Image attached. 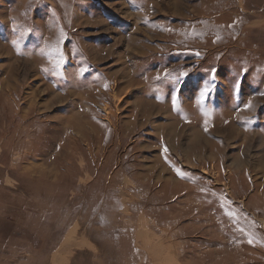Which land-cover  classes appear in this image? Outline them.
<instances>
[{
	"label": "rangeland",
	"instance_id": "1",
	"mask_svg": "<svg viewBox=\"0 0 264 264\" xmlns=\"http://www.w3.org/2000/svg\"><path fill=\"white\" fill-rule=\"evenodd\" d=\"M0 264H264V0H0Z\"/></svg>",
	"mask_w": 264,
	"mask_h": 264
},
{
	"label": "snow or ice",
	"instance_id": "2",
	"mask_svg": "<svg viewBox=\"0 0 264 264\" xmlns=\"http://www.w3.org/2000/svg\"><path fill=\"white\" fill-rule=\"evenodd\" d=\"M59 64H60V61H56V65H57V67L59 66Z\"/></svg>",
	"mask_w": 264,
	"mask_h": 264
}]
</instances>
